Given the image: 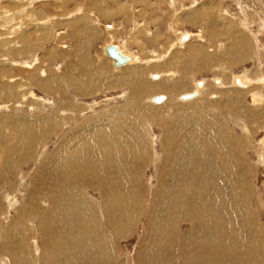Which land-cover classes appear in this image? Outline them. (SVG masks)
<instances>
[{"label":"rangeland","instance_id":"374dc122","mask_svg":"<svg viewBox=\"0 0 264 264\" xmlns=\"http://www.w3.org/2000/svg\"><path fill=\"white\" fill-rule=\"evenodd\" d=\"M193 1L190 2L189 0H181V3L184 4H182V7L180 6L178 10H176V14L173 16V13L169 9L170 7L167 4L169 0H148V2H151V5L148 9H145V7L147 8L148 6H146V2H143L142 4L144 6L142 4H138V6L136 5V9H133L134 13L130 14V16L127 14L126 10H124L121 14H112L113 11L111 12L110 10L114 9L116 6L118 8V5H115L114 1L112 0H0V50L3 49L0 51V54H6V56L9 58L13 57L17 58L18 60L21 59L24 62L26 60L24 58H28V60H30L28 63H32L34 59H36V65L31 64L29 67L24 66L22 61L21 65L20 60V63L11 62L7 58L4 59V56L0 55V64L2 68L11 69L10 72H7V76L9 78H0V86L1 82L3 81H15L18 85L16 87L15 83V87L9 89V91L12 92L10 94L11 97L9 96L6 100H3L2 97L0 98V121L3 120L1 118L8 115V119H13L17 123H29V120L32 119L31 117L47 114L51 110H57V108H59L58 102L59 104H63L62 106H65L62 110H59V112L63 111L62 113L70 115L58 133L55 132L56 129H53L50 132H46L43 138L41 137L42 139L38 140L36 143L34 142L35 144H32V153L30 158L24 161H21V151L23 148L25 149L23 146H26V143H24V141L20 143L13 142L16 141L17 138H14L13 140L14 132L11 127L7 128L8 126H5L0 129L4 136L0 138V165L3 163L1 151H4L9 147L11 148V153L14 159L17 161L16 164H14L15 167H10L13 169L12 173H6L0 176V264H15L13 260L11 262H9V259L8 261H5L4 257H8V255H6V251L3 252L1 249L2 244H4V232L5 230L7 231V229L10 234L7 233L6 238L9 235L11 236H9L10 238L7 240L9 243H12V246L14 245V247H16V250L14 251L17 253V250L19 249L21 252L25 251L27 257L29 256V259L25 260L24 264H50L49 257L51 254L58 255L61 253L64 255L61 254L60 260L57 264H70V262L71 264H74L75 254L73 253L72 259H70L69 251H67L66 246H64V243H66L64 241L65 232L55 233L54 229H51V231L47 228L48 222L50 221L47 212H50L52 208L55 210V208L59 206V204L52 201L53 197L58 196L59 192L62 191L61 187L56 188V185H53L54 176L56 179L58 178V174H56L55 168L53 167L54 164H57V158L55 160V155L58 154L59 157L63 155L62 153L65 152L66 147L71 142L70 139L72 141L74 139H79V135L72 137L75 135L76 129L79 125L83 127L84 125L91 123L89 128H83V132L80 133L81 136L84 134L87 135L89 133L88 131H91L90 134L95 133L98 128L96 127L98 125V123L95 121L96 119L103 118L104 120H107L106 124H104L105 122L103 121L99 122V127L101 128L111 126V124L107 122L111 121L109 118L113 116L110 113L114 109L118 111L120 110L119 113H121L125 118L134 113H137L134 114V116H136L139 113V110H134L135 105H137L136 102L146 105L148 103V95L169 94L166 91L165 93L164 91L157 92L153 90L143 92L145 88L138 82L133 83L131 87L126 86L124 82H112V79L116 78V75L119 74L120 70L119 72L117 71L118 74L117 72H114L109 59L107 60L106 57L102 56L104 45L109 42H113L120 46V42H125L127 43L128 48L131 49V52L137 53V50L140 49V51L145 55H143V58L147 59L150 57L149 59H153L150 61L151 63L160 62L159 59L152 57V54L155 56L156 53H162L163 50L167 48L169 43L172 41L176 42V37H174V34L171 33V31H169V26H173L174 29H178L180 32L187 31L192 35L190 38H187L188 40L186 39L177 44L173 43L174 47L171 49V54L168 55L170 52H167L166 57L162 58L164 61L166 59L168 60L170 69H175L174 71L176 72H173L174 78L182 76L183 78L181 77V79L183 81L185 80L184 82L186 83V87L179 90V93L190 92L191 88H193L195 85V82L201 83L203 79H207L211 82H219L218 79L221 78L223 74L230 76L229 73H232L239 76L245 72L248 76L251 75L253 77L262 74L264 78V0H239V2L238 0H211V2L206 7L203 6V8L208 10V15H212L209 18L211 20L214 19L220 30L230 27L228 28L230 32H226L224 37L219 35L217 37H213L212 40L207 39L208 43L204 39L197 40L196 38V34L200 30L203 31V34L206 33V35L209 36L208 29L210 30L211 24L208 20H206L205 17H203V15L198 17L196 20L197 24L190 23L189 21L182 18L185 17V15H183V11H188L189 7L192 5H199L202 0H197L194 2V4H191ZM179 5L180 3L177 4V7H179ZM76 6H78V8L81 7L79 13L72 12ZM157 6L159 9H157ZM141 8L146 10L142 14L139 12ZM102 10L104 13L105 10L108 12L110 11V16H103L102 14L104 13ZM197 10L200 11L201 9L197 8ZM116 11L119 10L116 9ZM41 12H43L42 15L46 14L43 18H41L42 16L38 15ZM253 14H257L258 21H251ZM81 15H85L86 17ZM243 16H246L249 19L247 22L249 24L248 27L242 25L241 22H239ZM76 17L78 18L76 19ZM105 24H115L113 26L115 29H117L113 33L110 32L109 34L110 28L106 29L104 26ZM90 26L91 28L87 30V28ZM231 28L237 30V32H234L238 34L239 37L243 32L246 33L250 39L254 38V40L245 42L246 46L245 44L243 46L236 44V47L234 42L231 44V39L233 38H230V35H232L231 33H233ZM248 30L250 32H248ZM206 35L205 38H207ZM24 37L26 40L21 41V39ZM248 37L247 39L249 40ZM256 37H258V42L260 44L255 41ZM216 40L222 41L223 44L217 47L215 43ZM253 41L257 43L253 44ZM198 42L200 43V46L203 45V51H207L209 53V61H213L209 62L210 64H202V60L205 61L206 56H203L200 60L196 59L199 58L196 55H193L194 57H190L188 55V43L192 45ZM183 43H185V45H183ZM25 46L30 47L28 49L31 50L30 55H33L32 57H30L27 52H21L19 54L14 52V54H11L9 51V49L11 50L12 47L21 50ZM6 52H10V54H7ZM212 54L214 57H211ZM51 58H55V60L52 61L53 59L51 60ZM146 59H143V61ZM166 63L167 62L165 61L161 63L162 65L157 64L156 69H159L157 71L161 72L160 69H163V65ZM37 64H43V69L47 68L46 70L49 69V71L52 69V71H50L52 75L54 74L57 77H60L61 75L63 76L61 78V84H58V93L51 94L44 89H40L35 83V81L41 79V74H39L38 70H34L33 72H29V70H33V67L37 66ZM145 65L146 67L144 68V74H146L150 69H148L147 66L151 67L150 64ZM185 67L188 68V70ZM123 69H132V67H124L121 69V71ZM86 70L87 72H85ZM153 71H155V68ZM186 71L187 73L189 72V74H187ZM82 72H85V75L88 74L87 76L94 77V80H92L93 86L90 87L89 93H76L74 89L75 82L72 80V78L68 77L69 74L81 75L83 74ZM152 74H156V72ZM173 74L171 73L168 75ZM219 74L222 75L220 76ZM10 78H12V80ZM144 78H146V75H144ZM158 79L159 78H157V80ZM164 79L167 81L168 78ZM173 81L174 79L167 81V83H172ZM82 85L86 86L85 84ZM30 86L32 88H30ZM195 86L198 87V84ZM27 89L33 91L35 97L38 99L34 98V100H32L31 95L26 93L28 91ZM140 92L145 93V97L142 100L140 99ZM149 92H151V94H149ZM260 92L264 95L263 87H261ZM177 94L178 92L174 95ZM74 95L75 97L77 96L75 101H73ZM137 95L139 96V99L136 98L138 97ZM173 96L170 95V99L166 101L168 104L165 101H163L161 104H155V109H159L158 111L160 116L158 115L156 119L154 118L155 120L147 119L149 123L146 121L144 124L145 129L147 130L146 138L153 144L154 148L153 152H148L149 154L144 157L141 168L137 170L140 171L139 184L141 186L140 193L143 195L142 201L145 200V203L142 202V204L145 206L141 204L139 209V216L134 217L133 220H130L127 223L126 213L117 209L116 207L115 209L113 208V210L110 209V206L107 205L108 203L105 202V198L101 193V190H94L92 184H87L85 186L86 188L82 190L84 191V194L87 196V198L92 199L93 202L96 203L98 207L97 215L101 217L99 219L97 218V222L95 223L91 221V219L90 221L87 220L88 223H93L95 226L93 236L96 235L100 254L90 257L89 255H84L82 250H77V254H79L78 258L85 259L84 264H162L163 261L167 262L166 264H174V261L175 264H202V260L203 262L206 261V259L198 258L196 257V254L192 253L196 252L195 245L192 246V244L190 245L191 247L185 246L183 250L185 253H188L185 255L186 258L184 261L181 259L182 255L180 254H182V252L180 253L181 250L179 248L180 237L183 235V233L185 235L186 230L192 228V225L190 224L191 222L188 220H183V222L181 221L179 223L177 222V224H175L174 232H168L167 235L165 234V230L163 232L159 226H156L155 224H148L149 220L152 221L154 220L153 218H156L157 216L156 211L153 209V217L150 218L151 212H149V210L151 211V206L149 205L152 203L151 200H153L152 197L154 196L155 192L160 190V182L157 179L159 178L158 171L161 170L163 166H160L161 168H159L158 165H161L160 163H163V161L165 162V151L163 150L165 145L168 143V141L164 139L166 137V129L169 125L174 126L173 124L177 119L182 121L184 124V130H188L190 126L196 124L200 118L195 112H200L202 108L200 101L204 100L206 97H201L200 101L198 100L200 103H195V101H193L194 104L191 105V107L188 104L182 105L181 103H178L177 100H173ZM40 97H42L41 100H39ZM215 97L218 99L219 95ZM206 99L215 101V98H212V96L206 97ZM245 99L246 100L244 101V104L246 105V108L248 107L250 110H255L254 107L248 106L247 103L249 98ZM17 102L20 105H17ZM78 105L80 106V110L77 108ZM178 109H184L183 111L185 112L176 118L178 116L177 114H179V112H177ZM210 110L213 111V109ZM214 110L215 111H213V113L215 114L217 120L223 125H227L228 130L230 131L231 129L238 137H241L243 134L245 135L242 128L245 125H248L251 130H256L257 132L254 140L251 141V143H254L255 146L252 147L250 144V147L246 149L244 156L247 158L248 163L252 167L254 166L253 170H255L251 172L253 179H251L253 191L251 194L253 195L250 194L249 204L252 205L251 208L255 209L256 214H258L257 222L260 225L261 237L264 241V145L261 147L263 156L260 157L258 155V145L262 139L264 140V124L260 125L258 122L248 123V121L244 118L238 120L239 118L235 119L230 113L223 114L222 112H219L218 109ZM14 126L12 125L13 129ZM171 129L173 134L177 135L178 131L176 128L171 127ZM198 129L200 128L198 127ZM54 133L56 134L54 135ZM75 142L76 141H74V143ZM59 148L60 154L56 152ZM52 160H54V162H52ZM5 163H7L5 167H8L10 161ZM164 171L166 174H168L166 176L169 178L170 170L166 169ZM2 177H4L3 180H1ZM64 180L66 181V185L70 181L69 178ZM89 182H92V180H89ZM165 187L166 186L162 187V190H165ZM189 187L192 188L191 185H189ZM48 190H53V194L55 193L56 195L48 194ZM54 190H56V192ZM66 191L69 192L68 189ZM51 197L52 200H48V198L51 199ZM192 204L194 206L196 205L195 207H197L198 210L201 202L196 204L194 202ZM194 206L192 207L194 208ZM107 210H109L110 216H108ZM205 212L206 211L203 210L202 215H206ZM104 213L105 215L107 214L108 218L105 217ZM20 214L21 217H23V220L16 221V218L20 216ZM47 219L49 221H47ZM56 223L60 224L59 221ZM195 223L197 225L198 221H195ZM96 226L98 227V230L96 229ZM170 227V225L167 226V229ZM145 230L146 232H144ZM107 232H110V241H108ZM238 232L240 234V231ZM68 233L72 232L68 231ZM72 234L76 233L73 231ZM203 236L204 235L200 237ZM246 236H248V234L246 235L245 233L242 238L244 240L243 245L245 244V239L248 240ZM70 237L72 238L73 236L71 235ZM74 237L72 240L75 239ZM200 239L197 242H201ZM240 242L241 241L235 240L236 246L239 249L238 251H233V249L230 247L227 250L229 251L228 253L236 256L237 259L240 252L243 251L241 250L243 249V245ZM10 248H8L9 251ZM204 251H208V248H204L199 252ZM65 252L68 254H65ZM106 252H108V254H106ZM247 253L250 254V251ZM155 256H159L158 262L153 260ZM68 259L70 261H68ZM213 261L217 262L216 259H208L207 262L210 264ZM246 262L247 261H244V263Z\"/></svg>","mask_w":264,"mask_h":264},{"label":"bare ground","instance_id":"6f19581e","mask_svg":"<svg viewBox=\"0 0 264 264\" xmlns=\"http://www.w3.org/2000/svg\"><path fill=\"white\" fill-rule=\"evenodd\" d=\"M112 1H114L115 5H118V8L116 6L114 9L110 10L111 12L113 11L112 14L113 13L121 14L123 13L124 10H126L127 14L130 15L134 13L133 9H136L135 7L136 5L138 6V4H142L143 2H146V6L148 7L147 8L145 7V9H148L151 5V2H148V0H127V1L112 0ZM189 1L191 2L193 0H189ZM196 1L197 0H194L191 4H194V2ZM210 2L211 0H202L199 3V5L197 6L192 5L191 7H189L188 11H183L184 13L183 15H185V17H182L185 20L189 21L190 23H196L198 17L203 15V17H205L206 20L209 21V23L211 24L210 30L208 29L209 36L206 35V33L203 34L202 30H200L196 34L197 40L204 39L207 41V43L208 40L209 39L212 40L213 37H217L219 35L224 37L226 35V32H230V30L228 29L230 27L220 30L218 28L217 23H215L214 19L211 20L209 18L212 15L211 14L208 15V10L203 8V6L206 7ZM179 3L180 5L179 7H177V4ZM167 4L170 7L169 9L171 10L174 16L176 14L175 13L176 10H178V8H180V6L184 3H181V0H178V2L177 0H169ZM80 8L76 6L73 9L74 11L72 12L79 13ZM197 8H200L201 12L197 10ZM116 9H118L119 11H116ZM145 9L141 8L139 12L142 14L146 11ZM157 9H159V7ZM102 12L104 13L103 10ZM106 12L108 11L105 10V13L102 15L105 17L110 16L109 12L108 13ZM42 14L43 12L39 13L38 15L42 16L41 18H43L46 14L45 12H44L45 15ZM81 16L86 17L85 15H81ZM77 18L78 17H76V19ZM248 21L249 19L246 16H243L241 21L239 20V22H241L242 25H245L247 27L249 25L247 23ZM251 21H258L257 14L252 15ZM113 25L110 24L104 25L106 29L110 28L109 34L110 32L113 33L117 29V28L115 29ZM89 28H91V26L88 27L87 30ZM169 29H170L169 31H171V33L174 34V37H176L175 38L176 42L172 41L171 43H169L167 48L164 49L162 53H156L155 51H153L156 53V55L154 56L152 54V57H155V59H159L160 62L151 63L150 61L153 59H149L150 57L147 59L143 58L144 54L140 51V49L137 50L138 51L137 53L131 52V49L128 48V45L125 42H120L119 43L120 46L116 45V43L109 42L106 45H104L102 52V56L106 57L107 60L109 59L112 70H114V72L117 71L119 72L120 70L119 74L117 72L118 75H116V78L112 79V82L114 83L124 82L126 86L131 87L133 83L138 82L145 88L143 92L145 91L147 92L148 90L150 91L153 90L157 92L164 91L165 93L166 91L171 96H173L175 93L178 92L177 95L173 96L174 97L173 100H177V102L181 103L182 105L188 104L191 106L194 104L193 101L197 103L200 101L201 97H205V96L206 97L212 96V98L213 97L215 98L214 99L215 101H212L210 99L207 100L206 97L205 99L203 98L204 100L200 101L202 108L201 110L198 109L200 110V112H195L196 115H198V117L200 118V120L198 119V122L193 125L194 127L190 126L188 130L187 129L184 130L183 129L184 124L182 123V121L177 119L173 124L174 126L169 125L168 128L166 129V137L164 139H166L168 143L165 145L163 150L165 151L164 160L166 163L162 159L163 163H160L161 165H158L159 168L163 166L161 170L158 171L159 178L157 180H159L160 182L159 183L160 190L155 192L153 197L151 196L153 200H151L152 203L151 205H149L151 206V211L149 210V212H151L150 218L153 217L152 216L153 209L154 211H156L157 216L156 218H153L154 220L152 221L148 219L149 223L148 221L147 223L150 225L155 224L156 226H159V228H161L163 232L165 230V234L167 235L168 232L171 233L172 231L174 232L175 224H177V222L178 223L181 221L183 222V220H188L189 222H191L190 224L192 225V228L186 230L185 235L183 233V235L180 237L179 248L181 250L180 253L182 252V254H180L182 255L181 256L182 261L185 260L186 258L185 255L188 253V252L185 253L183 249L185 248V246L191 247L190 245L192 244V246L195 245V251H196L192 253L196 254L197 255L196 257L198 258L206 259V261L204 262L203 260L201 261L202 264H209L207 262L208 259L217 260V262L213 261L210 264H264V241L262 240L261 237L260 225L257 222L258 214H256L255 209L251 208L252 205L249 204L250 194L253 192L252 191L253 179L251 172L255 170H253L254 166L252 167L248 163L247 158L244 156L245 151L248 147H250V144L252 147L255 146V144L253 143L254 144L253 145L251 141L254 140V137L257 134V132L256 130L255 131L251 130L248 125H245L242 128H243V132L247 136L243 134L241 137H238L231 129L230 131L228 130L227 125H223L221 122H219L215 114L213 113V111H215L214 109H218L219 112H222L223 114L230 113L231 116L234 117L235 119L239 118L238 120L244 118L248 121V123L258 122L260 125L264 124V95L261 94L260 92L261 87L264 88V78L262 74L257 76L254 74L256 77H253L251 75L248 76L247 73L245 72H243L239 76L234 75L232 73H229L230 76L223 74V76L218 79L219 82H214V81L211 82L207 79H203L201 83L195 82V85L198 84V87L194 85L193 88H191L190 92L179 93V90L186 87V83L184 82L185 80L183 81L181 79L182 76L178 78L177 77L174 78L173 72L176 71H174L175 69H170L167 59L165 60L167 63L163 65V69H160L161 72L157 71L159 69H156V65L165 62L164 59L162 58L166 57L167 52H170L168 53V55L171 54L172 52L171 49L174 47L173 43L177 44L181 41L186 40L187 38H190L192 35L189 34L187 31L180 32L178 29H174L173 26H169ZM231 31L233 32L231 33L232 35L229 34L230 38L233 37L231 39L232 40L231 44L232 42H234L235 46L236 44L239 46H243L245 44L246 46L245 42H250L254 40V38L250 39L246 35V33H243L242 31L240 37L238 34L234 32V31L237 32V30L231 28ZM248 32L250 31L248 30ZM205 35L207 36V38H205ZM247 37L249 38V40L247 39ZM25 40H26L25 37L21 39V41H25ZM255 41L258 42V37L255 38ZM257 42L253 41V44ZM215 43L217 47L223 44V42L220 40H216ZM108 45L114 46L115 49L120 54V56L124 57L123 62L114 64L112 58L108 56L104 50L105 47ZM183 45H185V43H183ZM202 47L203 45L200 46L199 42L192 45L188 43L187 45L188 55L190 57L196 55L197 57H199L196 59H200V60L202 59L203 56H206L205 61L202 60V64L204 65L210 64L209 62H213V61H209L210 60V56H208L209 53L207 51H203ZM28 48L30 47L25 46L21 50H18L14 47H12L11 50L9 48L8 49L11 52V54H14V52L18 54L21 52H27L30 55L31 50H29ZM2 50L3 49H1L0 51ZM10 52H6V53L10 54ZM1 56H4V59L7 58L11 62H19V60L20 62L22 61L21 59L18 60L17 58H13V57L9 58L8 56H6V54ZM32 56L33 55H30V57ZM212 56L213 54L211 55V57ZM24 59H26L25 62L22 61L24 63V66L30 67L31 64L34 65L36 63L35 62L36 59H34L33 61L34 63L33 62L28 63L30 61L28 60V58H24ZM143 59L146 60L143 61ZM51 60L54 61L55 58H51ZM145 64L151 65V67L147 66L148 69L149 68L150 69L148 71L146 70L147 71L146 74H144V68L146 67ZM42 66L43 64L42 65L37 64V66L33 67L34 68L33 70H29V72L38 70L39 74H41L40 77L41 79L35 81V83L38 85L40 89H44L45 91H48L51 94L58 93L57 92L59 89L58 84L59 85L61 84V78L63 76L61 75L60 77H57L54 74L52 75V73L50 72L52 71V69H50L49 71V69L46 70L47 68L43 69ZM127 66L132 67V69H123L121 71L122 68ZM154 68L155 71H153ZM186 69L188 70V68ZM10 71H11L10 68H2L0 64V78L2 77L9 78L7 76V72ZM85 72H87V70ZM85 72L84 73L82 72L83 74L81 75L69 74L68 76L72 78V80H74L75 82L74 89L76 93H81V94L86 92L89 93L90 87L93 86L92 80H94V77L87 76L88 74L85 75ZM154 72H156V74H152ZM171 73L173 75H168ZM187 74H189V72ZM144 75H146V78H144ZM219 75L221 76L222 74ZM157 78L159 79L157 80ZM164 78H168L167 81L173 79L174 81L172 83L169 82L167 83V81H165ZM10 79L12 80V78ZM15 83H16L15 81L1 82L0 98L2 97L3 100H6L9 96L11 97L10 94L12 92H10L9 89L15 87L14 86ZM82 84H85L86 86ZM17 86L18 85L16 83V87ZM30 88L32 87L30 86ZM143 92H140L141 100L144 99L145 97V93ZM26 93H29L31 95L32 100H34V98L38 99L37 97H35L34 92L30 91V89ZM149 94H151V92H149ZM169 94L148 95L147 96L148 103L146 105L136 102L137 105H135L134 110H139L138 115L134 116V114L137 113L130 114L129 116L126 117L127 119L121 113H119L120 110L118 111L114 109L110 113L113 116L109 118V120L111 121L107 122L110 123L111 126L108 127L106 126L101 128L99 127L100 126L99 122L103 121L105 122L104 124H106L107 120H104L103 118L96 119L95 121L96 123H98L96 127H98L99 130L97 128V131L95 133L90 134L91 131H88L89 133L87 135L84 134L81 136L80 133L83 132V128L86 127L89 128L91 123L84 125L83 127L79 125L78 128L76 129L75 135L72 136V137H76L79 135V139L77 140L74 139L73 141L70 139L72 145L71 142L68 144V146L65 149V152L62 153L63 155L61 157H59L58 154L55 155L56 156L55 160L57 158L56 161L57 164L56 165L54 164L53 167L55 168L56 174H58V178L56 179L54 176L53 185L55 184L56 188L61 187L62 191L59 192L58 196L53 197V200L52 197L51 199H49L50 197L48 198V200H52L53 202H56L57 204H59V206H57L55 210L52 208L50 212H47L48 218L50 219V221L47 219V221H49L47 228L50 230L54 229L55 233L65 232L64 241L66 243H64V246H66L67 251H69L70 259H72L73 253L75 254L74 264L75 263L84 264V260H85L82 258H78L79 254H77V250L79 251L82 250L84 255L86 256L89 255L90 257L95 256L96 254L97 255L100 254L99 244L96 235L93 236L95 226L93 223L92 224L88 223L87 220L90 221L91 219V221L95 223L97 222V218L99 219L101 217L97 215L98 207L96 203L93 202L92 199L87 198V196L84 194V191H82L83 189L86 188L85 186L87 184L88 185L92 184L94 190L96 189L101 190V193L105 198V202L108 203L107 205L110 206V209L113 210V208L115 209L116 207L117 209L124 211V213H126V217L128 220V221L126 220L127 223L130 220H133L134 217L139 216L140 214L139 209L141 207L142 202H144L145 200L142 201L143 195H141L140 193L141 186L139 184L140 171L137 170L141 168V164L143 163L144 157L147 154H149L148 152H153V148H154L153 144L150 141H148L146 138L147 130L145 129L144 124L146 123V121L149 123L148 121L149 119L155 120L158 115L160 116L158 111L159 109H155L156 108L155 104L158 103L161 104L163 101L166 102L168 99H170ZM218 95L219 97L218 99H216L215 96ZM76 97L74 95L73 101L76 100ZM136 98L139 99V96ZM245 98H249L247 104L248 106L254 107L255 110H250L248 107L246 108V105L244 104V101L246 100ZM41 99L42 97H40L39 100ZM166 103L168 104V102ZM17 105L20 104H18L17 102ZM58 105L60 109L57 108V110H51L47 114L39 115L37 117L36 116L31 117L32 119L29 120V123L27 122L28 124L27 123L21 124V123H17L13 119H8L7 117L8 115L1 118L3 120L0 121V129H2V127L5 126H8L7 128L11 127L14 132L13 140L14 138L15 139L17 138L16 141L13 142L20 143L24 141V143H26V146H23L25 147V149L23 148V150L21 151L22 153L21 161L30 158L32 153L31 152L32 144H35L38 140L42 139L43 136L46 134V132H50L53 129H56L55 132L58 133V131L61 130L63 124L66 123L70 115L66 113L65 114L62 113L63 111L59 112V110H62L63 107L65 106H62L63 104H59V102ZM77 108L79 109L80 106L78 105ZM179 109L177 111L179 112V114H177L178 116L176 118H178L180 114H183L185 112L183 111L184 109L183 110H179ZM210 109H213V111H211ZM12 125L13 126L16 125L14 126V129ZM171 127L176 128V130L178 131L177 135L173 134ZM198 127L200 129H198ZM56 133H54V135ZM0 134H1L0 138L4 137L1 131ZM74 141L76 142L74 143ZM263 145H264V140L262 139L260 144L258 145V153H259L258 155L260 157L263 156L264 150L261 151V147H263ZM56 152L60 154V148ZM1 154L3 157L2 158L3 163L0 165V176L6 173L7 174L12 173L13 169H11L10 167L11 166L15 167L14 164H16L17 162L11 153L10 147L6 148L4 151H1ZM9 161H10L9 166L5 167L7 164L5 162H9ZM52 162H54V160H52ZM165 168L170 170L169 178L168 176H166L168 174H166V172L164 171L166 170ZM137 172H138V176H137ZM3 178L4 177H2L1 180H3ZM66 178L70 179L69 183L67 184L69 186L66 185V181L64 180ZM89 180H92V182H89ZM189 185H191L192 188L189 187ZM164 186H166L165 190H162V187ZM67 189L69 190V192L66 191ZM54 191L56 192V190ZM48 194L54 195L55 193L53 194V190L52 191L48 190ZM194 202L195 204L201 202V205L200 207H198L199 208L198 210L197 207H195L196 205L194 206L192 204ZM6 205L8 206L7 203ZM192 206H194V208ZM203 210L206 211L205 212L206 215H202ZM107 211H108V216H110L109 210ZM105 217H107V214L105 215ZM22 220L23 217H21L20 214V216L16 218V221H22ZM57 221H59L60 224L56 223ZM195 221H198L197 225ZM166 225L167 226L170 225L171 227L167 229ZM97 226L96 229L98 230ZM68 231L72 233L74 231L76 234L68 233ZM238 231H240V234ZM144 232H146V230ZM7 233L10 234L8 229L7 231L5 230L4 232V236H3L4 244H2L1 246L3 252L6 251V255H8L9 257V258L4 257L5 261L6 260L8 261L9 259V262L13 260L15 264H24L25 263L24 261L28 260L29 256L28 257L26 256L25 251L21 252V250L19 249L17 250V253L16 251H14L16 250V247H14V245L12 246L11 242L10 243L8 242L7 239L10 238L11 236L9 235L10 237L7 236L6 238ZM245 233L246 235L248 234V236H246L248 240L245 239V244L243 245L244 240L242 238ZM200 234L204 236L200 237L202 236ZM71 235L73 237L75 236L74 240H72L73 237L72 238L70 237ZM107 238L108 241H110L111 239L110 232L108 233ZM199 239L201 240V242H197ZM235 240L241 241L240 243H242L243 245V249H241L243 251L240 252V254L238 253L239 254L238 259L236 258V256H233L232 254L228 253L229 251H227L229 247L233 249V251L239 250L236 246ZM8 248H10V251ZM204 248H208V251L199 252ZM244 249L247 251H245ZM248 251H250V254L247 253ZM61 254L58 255L51 254V256L49 257L50 264H57L58 261L60 260ZM65 254L68 253L65 252ZM106 254H108V252H106ZM158 258L159 256L157 257L155 256L153 260L158 262L159 261ZM68 261L70 260L68 259ZM244 261L247 262L244 263ZM166 263L167 262L163 261L162 264H166Z\"/></svg>","mask_w":264,"mask_h":264},{"label":"water","instance_id":"95a60500","mask_svg":"<svg viewBox=\"0 0 264 264\" xmlns=\"http://www.w3.org/2000/svg\"><path fill=\"white\" fill-rule=\"evenodd\" d=\"M104 50L105 53L112 58L114 64L121 63L124 61V57L120 56L114 46L108 45L105 47Z\"/></svg>","mask_w":264,"mask_h":264}]
</instances>
